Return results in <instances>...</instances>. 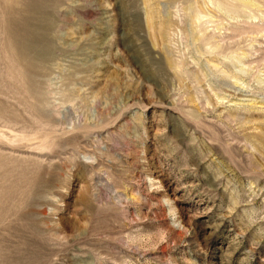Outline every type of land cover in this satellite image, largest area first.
Wrapping results in <instances>:
<instances>
[{
  "label": "rangeland",
  "instance_id": "rangeland-1",
  "mask_svg": "<svg viewBox=\"0 0 264 264\" xmlns=\"http://www.w3.org/2000/svg\"><path fill=\"white\" fill-rule=\"evenodd\" d=\"M251 2L0 0V264H264ZM30 4L35 66L9 36Z\"/></svg>",
  "mask_w": 264,
  "mask_h": 264
},
{
  "label": "bare ground",
  "instance_id": "bare-ground-1",
  "mask_svg": "<svg viewBox=\"0 0 264 264\" xmlns=\"http://www.w3.org/2000/svg\"><path fill=\"white\" fill-rule=\"evenodd\" d=\"M244 7L253 5L251 0H236ZM30 2V0H29ZM26 5V4H25ZM31 5V4H30ZM27 5L25 9L24 16H20L11 20V27L9 29V36L12 40L14 48L19 49L21 61L27 66L41 65L44 60L49 56V45L50 41L47 32L46 23L49 22V18L44 17L43 15L35 16L37 7L34 5ZM254 6V5H253ZM35 11V12H34ZM15 13V12H14ZM12 17V16H11ZM216 44L214 48H217ZM16 51V50H15ZM30 52H35L36 55H29ZM16 55V54H15ZM34 55V54H33ZM234 77V75H230ZM236 77V76H235ZM243 100V99H238ZM250 106L255 107L254 100H249ZM248 105V104H247ZM248 105V106H249Z\"/></svg>",
  "mask_w": 264,
  "mask_h": 264
}]
</instances>
